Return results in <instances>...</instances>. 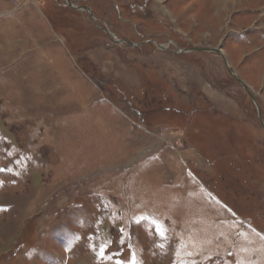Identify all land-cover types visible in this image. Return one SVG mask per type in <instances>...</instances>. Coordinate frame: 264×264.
Masks as SVG:
<instances>
[{"label":"rangeland","instance_id":"rangeland-1","mask_svg":"<svg viewBox=\"0 0 264 264\" xmlns=\"http://www.w3.org/2000/svg\"><path fill=\"white\" fill-rule=\"evenodd\" d=\"M68 2L0 0V264H264V0Z\"/></svg>","mask_w":264,"mask_h":264},{"label":"water","instance_id":"water-1","mask_svg":"<svg viewBox=\"0 0 264 264\" xmlns=\"http://www.w3.org/2000/svg\"><path fill=\"white\" fill-rule=\"evenodd\" d=\"M64 2L66 3V5L68 7H71V8H74L76 10H82V11H87L89 14H90V11L87 9V8H79V7H73L69 2L68 0H64ZM190 51H199L198 49H191V50H185L184 52H190ZM202 52H212V53H216V54H219L221 55V50L220 49H210V48H207V49H203V50H200ZM223 58V57H222ZM224 60V63H225V66L228 68V64L226 62V60L223 58ZM228 72L230 75L234 76L233 73L231 72V70H229L228 68ZM237 81L239 82V84L242 86V88L247 92V94L250 96V99L252 100V102L254 103V105L256 106V109H257V112H258V118H259V121H260V124H261V127L263 128L264 130V123L262 121V118H261V115H260V111L257 107V103H256V100L254 98V96L247 90V88L245 87V85L240 81V79H237Z\"/></svg>","mask_w":264,"mask_h":264},{"label":"flooded vegetation","instance_id":"flooded-vegetation-1","mask_svg":"<svg viewBox=\"0 0 264 264\" xmlns=\"http://www.w3.org/2000/svg\"><path fill=\"white\" fill-rule=\"evenodd\" d=\"M81 11H82V10H81ZM84 12H86V11H84ZM106 34L109 35L108 32H107ZM138 35H140V33H139ZM140 36H141V35H140ZM108 37L111 38V42H115V43L119 44V43H118L119 40H115V39H113V38L111 37V35H109ZM149 37H150V35H149L148 33H145V38H144V39L152 40V39H150ZM174 41H175V43H176V40H175V39H174ZM172 44H173V43H172ZM136 47H137V46H136ZM138 47L142 48V42L139 43Z\"/></svg>","mask_w":264,"mask_h":264},{"label":"trees","instance_id":"trees-1","mask_svg":"<svg viewBox=\"0 0 264 264\" xmlns=\"http://www.w3.org/2000/svg\"><path fill=\"white\" fill-rule=\"evenodd\" d=\"M156 111V110H155ZM218 116V115H217Z\"/></svg>","mask_w":264,"mask_h":264},{"label":"bare ground","instance_id":"bare-ground-1","mask_svg":"<svg viewBox=\"0 0 264 264\" xmlns=\"http://www.w3.org/2000/svg\"><path fill=\"white\" fill-rule=\"evenodd\" d=\"M122 46V45H121Z\"/></svg>","mask_w":264,"mask_h":264}]
</instances>
